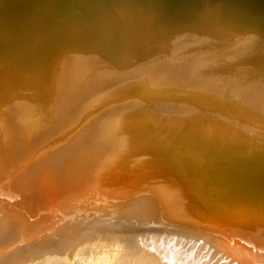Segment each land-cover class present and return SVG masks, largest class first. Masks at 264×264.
<instances>
[{
  "label": "water",
  "instance_id": "obj_1",
  "mask_svg": "<svg viewBox=\"0 0 264 264\" xmlns=\"http://www.w3.org/2000/svg\"><path fill=\"white\" fill-rule=\"evenodd\" d=\"M138 189L264 264V0H0V202L23 231Z\"/></svg>",
  "mask_w": 264,
  "mask_h": 264
},
{
  "label": "bare ground",
  "instance_id": "obj_2",
  "mask_svg": "<svg viewBox=\"0 0 264 264\" xmlns=\"http://www.w3.org/2000/svg\"><path fill=\"white\" fill-rule=\"evenodd\" d=\"M6 209L10 214L0 220L6 226L0 234V244L2 248L14 241L17 245H11L5 256L0 252V264H25V259L31 256V264H43L47 260L45 255L51 251L63 255L51 264H74L81 258L84 264H226L205 230L182 224H171L161 230L166 224L145 223L149 216L146 197L137 199L130 195L110 207L49 218L23 231L20 211L0 202V211L6 214ZM122 235L118 239L120 245L113 250L108 248L110 252L99 250L100 255L85 248L96 238Z\"/></svg>",
  "mask_w": 264,
  "mask_h": 264
},
{
  "label": "rangeland",
  "instance_id": "obj_3",
  "mask_svg": "<svg viewBox=\"0 0 264 264\" xmlns=\"http://www.w3.org/2000/svg\"><path fill=\"white\" fill-rule=\"evenodd\" d=\"M135 197L137 198V199H144L145 197H146V194H145V189H138V194H136L135 195ZM6 204H7V207L8 208H13V203H10V202H6ZM6 211V214L3 212V210L2 211H0V220L1 219H3V218H5V217H8V215L7 214H10V212H9V210L8 209H6L5 210ZM5 215V217H3ZM169 225H171V224H166L165 226H162V227H160V229L161 230H165L164 228L166 227V226H169ZM6 227V226H5ZM5 227H3V225L0 223V234H1V232L5 229ZM147 227V229L148 230H151L152 229V227H148V226H146ZM2 228V229H1ZM125 233H126V231H124V234L123 235H125ZM146 234H147V232H146ZM114 236V237H109V238H101V239H99V238H96V239H94V240H92L90 243H91V245L90 246H87V247H85L86 249H90V250H93L95 253H100L99 252V250H101L102 251V253L103 252H107V251H109V249L110 250H113V247H114V249H116V247L117 246H119L120 244H119V240L118 239H120L121 237L123 238L124 236ZM126 237V236H125ZM3 241V240H2ZM121 241V240H120ZM95 242V243H94ZM111 243H112V245H111ZM13 244H15V245H17V243L14 241L13 243H11V244H9L8 246L5 244L4 245V247L2 248V244H0V252L5 256L6 254H7V252H9V249L11 248V245H13ZM103 245V246H102ZM106 245H108V246H106ZM109 245H111V246H109ZM116 246V247H115ZM100 247H102V248H100ZM105 247V248H104ZM111 247V248H110ZM94 248V249H93ZM100 248V249H99ZM107 248V249H106ZM109 248V249H108ZM3 249V250H2ZM106 251H105V250ZM96 250V251H95ZM110 252V251H109ZM60 252L59 251H51V252H49L48 254H46L45 256L47 257V260H44V261H42L43 262V264H51V263H54L57 259H62V257H63V255H61V254H59ZM102 253H100V255L102 254ZM56 256V257H55ZM32 260H33V258H32V256L31 257H28V258H26L25 259V264H31L32 263ZM82 261V262H81ZM84 259H80V263L79 262H74V264H77V263H79V264H81V263H83L84 264Z\"/></svg>",
  "mask_w": 264,
  "mask_h": 264
}]
</instances>
